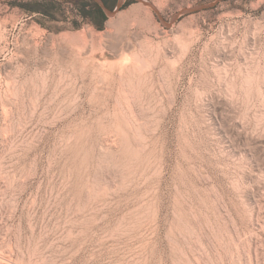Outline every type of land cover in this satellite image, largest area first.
Instances as JSON below:
<instances>
[{"label": "rangeland", "instance_id": "obj_1", "mask_svg": "<svg viewBox=\"0 0 264 264\" xmlns=\"http://www.w3.org/2000/svg\"><path fill=\"white\" fill-rule=\"evenodd\" d=\"M106 1L0 0V264H264V0Z\"/></svg>", "mask_w": 264, "mask_h": 264}, {"label": "trees", "instance_id": "obj_2", "mask_svg": "<svg viewBox=\"0 0 264 264\" xmlns=\"http://www.w3.org/2000/svg\"><path fill=\"white\" fill-rule=\"evenodd\" d=\"M105 2H107V1L105 0ZM20 5L27 8L29 11H46V12H48V10H42V8L40 6H30L29 7V6H27V4L25 2L21 3ZM77 5L79 7V9H78L79 13L84 17H89L95 10H97V12H100L103 14L102 22L106 18L104 10L100 6H98L97 4L92 5L93 6L92 8H88L89 4H87V3H78ZM100 25L101 24H98V26H100Z\"/></svg>", "mask_w": 264, "mask_h": 264}, {"label": "flooded vegetation", "instance_id": "obj_3", "mask_svg": "<svg viewBox=\"0 0 264 264\" xmlns=\"http://www.w3.org/2000/svg\"><path fill=\"white\" fill-rule=\"evenodd\" d=\"M106 3H108V1ZM88 18H90L92 21L96 22V20L94 19V12Z\"/></svg>", "mask_w": 264, "mask_h": 264}]
</instances>
